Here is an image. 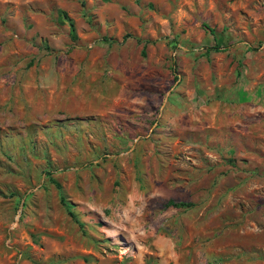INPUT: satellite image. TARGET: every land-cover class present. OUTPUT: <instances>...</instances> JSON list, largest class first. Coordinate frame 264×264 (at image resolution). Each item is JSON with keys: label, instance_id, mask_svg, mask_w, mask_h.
<instances>
[{"label": "rangeland", "instance_id": "374dc122", "mask_svg": "<svg viewBox=\"0 0 264 264\" xmlns=\"http://www.w3.org/2000/svg\"><path fill=\"white\" fill-rule=\"evenodd\" d=\"M0 264H264V0H0Z\"/></svg>", "mask_w": 264, "mask_h": 264}, {"label": "trees", "instance_id": "16d2710c", "mask_svg": "<svg viewBox=\"0 0 264 264\" xmlns=\"http://www.w3.org/2000/svg\"><path fill=\"white\" fill-rule=\"evenodd\" d=\"M69 25H70L71 35H72V37L74 38V37H75V28H74V24H73L72 21H70ZM203 26H204L207 30H209L211 33L214 32L213 28H210L207 24H203ZM213 47H214L215 49L219 48L218 45H215V46H213ZM208 50H209V48H208ZM169 203H170V204H173V205H175V206L183 205V203H181V202H179V203H173V202L170 201ZM69 213H70L71 215H73L72 212H69Z\"/></svg>", "mask_w": 264, "mask_h": 264}]
</instances>
